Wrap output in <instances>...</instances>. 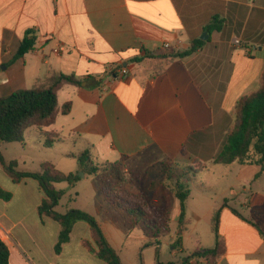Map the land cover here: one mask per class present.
<instances>
[{"label": "crops", "instance_id": "1", "mask_svg": "<svg viewBox=\"0 0 264 264\" xmlns=\"http://www.w3.org/2000/svg\"><path fill=\"white\" fill-rule=\"evenodd\" d=\"M213 17L220 28L207 32ZM27 30L36 37L33 50L15 59ZM203 33L207 39L188 56H148L166 43L177 52L188 50ZM234 38L240 45L232 44ZM57 47L62 51L54 53ZM263 71L264 0H0V96L29 89L52 72L81 78L80 86L65 84L58 90L57 107L70 102L71 110L58 113L44 130L62 142L72 141L96 163H119L134 178L125 185L127 192L152 203L164 219L169 202L180 218L176 188L183 187L187 168L196 165L198 172H208L218 166L213 160L232 128L235 105L259 89ZM222 166L233 181L206 211L210 223L218 212L224 240L216 264H264V188L256 184L264 172L257 175L260 168L253 164ZM91 177L92 197L85 203L73 202V196H83L76 185L57 189L60 182L54 184L64 191L61 199L67 196L55 210L81 209L94 216L120 257L115 227L121 217ZM15 185L23 191L18 202H11L12 196L0 199V239L8 247L9 264H105L85 247L84 242L93 241L81 221L55 253L60 225L39 217L44 195L38 182ZM158 191L164 207L154 200ZM194 197L189 190L182 221L186 215L199 217ZM141 224L146 223L136 227ZM230 224L243 227L231 243ZM205 248L212 247L197 249Z\"/></svg>", "mask_w": 264, "mask_h": 264}, {"label": "trees", "instance_id": "2", "mask_svg": "<svg viewBox=\"0 0 264 264\" xmlns=\"http://www.w3.org/2000/svg\"><path fill=\"white\" fill-rule=\"evenodd\" d=\"M220 21L213 17L204 28L207 32L218 30ZM35 34L27 30L20 40L15 59L22 58L33 50ZM203 41L196 39L191 43L188 50L177 52L173 47H163L149 57L170 60L175 57L188 56L194 53ZM81 78L74 75H65L60 72H52L43 79L38 80L31 88L14 91L8 95L0 96V142L11 143L24 141L23 131L29 128H36L43 140L44 146H52L59 140L54 133L45 131L54 122L58 113L67 115L71 110V103L65 102L57 107V92L65 84L80 86ZM253 164L259 166L260 175L264 172V71L262 74L259 89L241 97L234 109L233 125L228 132L225 143L216 154L213 163L218 165H229L232 163ZM79 169L84 174H89L99 182L104 198L110 207L121 217L128 229L136 227L140 222L155 223L164 220L162 213L150 202L140 196L132 195L125 188L113 189L104 185L99 178L104 173L110 172L117 178L119 163L102 162L96 163L89 155L83 152L77 158ZM0 164L4 173L13 184L20 183L26 179H33L38 182L44 197L42 198L37 213L40 218L46 216L60 225V232L54 245V252L59 253L64 244L70 239L71 229L74 223L84 222L91 231L93 244L84 242L85 247L92 252L96 258L105 264H122L117 252L110 246L103 235L98 221L91 214L80 209H69L64 213L55 210L64 191L57 190L54 183L67 182L74 185L80 178L73 173H62L55 167L45 162L37 171H21L16 160L6 162L0 153ZM166 173V163L161 164ZM189 190L181 186L176 188L180 221L183 219L185 199ZM12 194L0 186V199L9 200ZM157 217L155 220L154 217ZM162 218V219H161ZM159 223V222H158ZM219 216L215 212L211 219V229L215 236V244L210 249L195 250L183 264L189 260L198 261L199 264H216L217 259L224 251V240L218 233ZM9 250L6 244L0 239V264H9Z\"/></svg>", "mask_w": 264, "mask_h": 264}, {"label": "rangeland", "instance_id": "3", "mask_svg": "<svg viewBox=\"0 0 264 264\" xmlns=\"http://www.w3.org/2000/svg\"><path fill=\"white\" fill-rule=\"evenodd\" d=\"M61 104L60 100L58 105L61 106ZM23 138L24 141L22 143L0 142V153L6 162L16 160L18 168L21 171H37L42 164L49 162L59 172L76 174L80 179L74 185H76L78 191L80 189L83 190V196H73V202L85 203L86 200L90 201L93 190L88 189L90 187L88 180H91L92 177L89 174H86L88 176L84 177L85 174L79 169L77 158L83 152L80 153L75 149L72 141L66 140L62 142L61 140H56L52 146L46 147L43 145L42 139L39 138V134L35 128L25 129L23 131ZM68 151H72V153L77 155L72 156ZM193 166L192 169L187 168L185 170L180 183L183 189L188 188L195 194L193 202L195 207L200 210L199 217L186 215L185 220L180 221V218L178 219V216L173 214L174 205L169 202L167 217L162 221L159 219V223L156 222L157 224L153 222L146 223L145 225L141 224L134 231L133 229L129 230L120 219L115 229H117L118 234L116 236L122 242V246L119 248L122 264H183L198 248V245L213 247L215 236L211 231V223L206 211L215 201L219 202V196L225 193V184L233 181V175L229 172L226 173L225 167L222 165L209 167L210 171L208 172L206 171L207 168L203 172L202 170L198 172V166ZM116 168L119 169V173L116 175L117 178H114L115 175L108 172L102 174L99 180L104 185H109L113 189L125 188L127 183L133 182V176L128 174L120 164ZM258 183L264 188V174L256 182V184ZM0 186L3 189H9L8 191L12 194L11 202L13 203L18 202L23 197V191L17 189L16 185L12 183L4 173L1 164ZM56 186H58L56 187L57 189L62 187L70 189L72 185H69L67 182H60ZM139 186L141 188L142 185ZM248 186L252 190L256 188V185L249 184ZM142 192L146 195L150 193L144 187H142ZM162 194L163 192L158 191L154 195V200L157 205L164 207L165 202L162 200ZM66 199L67 196L63 197L61 199L62 203ZM234 207L239 209L238 205ZM154 218L155 220L157 219L156 216ZM225 227L227 226L224 225ZM242 229V226L235 224H230L227 227L229 231V243L239 238Z\"/></svg>", "mask_w": 264, "mask_h": 264}, {"label": "built area", "instance_id": "4", "mask_svg": "<svg viewBox=\"0 0 264 264\" xmlns=\"http://www.w3.org/2000/svg\"><path fill=\"white\" fill-rule=\"evenodd\" d=\"M232 44H234V45H240V41H239V39H238V38H234V39L232 40ZM163 47H169V45L166 43V44L163 45ZM61 51H62V47H57V48H55V49L53 50L54 53H59V52H61ZM120 72H121L122 74H125V73L127 72V70H126V69H121Z\"/></svg>", "mask_w": 264, "mask_h": 264}, {"label": "water", "instance_id": "5", "mask_svg": "<svg viewBox=\"0 0 264 264\" xmlns=\"http://www.w3.org/2000/svg\"><path fill=\"white\" fill-rule=\"evenodd\" d=\"M200 39H201V40H205V39H207V34H206V33H203V34L200 36ZM81 175H83V173H81Z\"/></svg>", "mask_w": 264, "mask_h": 264}]
</instances>
